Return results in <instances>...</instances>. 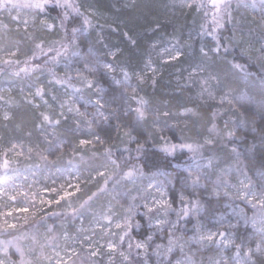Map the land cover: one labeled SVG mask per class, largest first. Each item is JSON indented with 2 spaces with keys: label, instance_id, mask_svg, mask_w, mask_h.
<instances>
[{
  "label": "snow or ice",
  "instance_id": "1",
  "mask_svg": "<svg viewBox=\"0 0 264 264\" xmlns=\"http://www.w3.org/2000/svg\"><path fill=\"white\" fill-rule=\"evenodd\" d=\"M163 8L200 17L198 54L173 34L134 60L92 3L0 0V264H264V0ZM185 61L174 108L147 94Z\"/></svg>",
  "mask_w": 264,
  "mask_h": 264
},
{
  "label": "trees",
  "instance_id": "2",
  "mask_svg": "<svg viewBox=\"0 0 264 264\" xmlns=\"http://www.w3.org/2000/svg\"><path fill=\"white\" fill-rule=\"evenodd\" d=\"M81 2L94 4L98 10L106 16L118 15L120 19L124 21L126 27L129 30L141 33L142 38L140 41V48L129 51L125 45V42H123L120 33L112 32L110 28L104 29V34L106 36L105 43L109 44L110 46L116 45L125 48L126 55H132L134 60L138 59L139 56L147 50V44L152 40L160 39L167 41L172 38L173 34L180 38L181 43H184V41H187L191 38L192 48L190 50L185 48L186 53L191 51L194 55H196L199 52V47L201 44V40L198 36L201 23L200 17L194 16L193 14H188L186 16H173L170 12H166L163 8V5L170 3V0H135L138 5L147 6V8L140 7L135 10H129L122 7L124 3H132L133 0H81ZM235 2L236 0H233L234 5ZM113 5L121 8V11L117 13L113 8ZM145 13H148V15ZM153 16L157 17L161 24L160 29L155 33L146 31V29L149 27H154V24L152 23ZM237 16H239V13H237ZM100 22L104 23V20L101 19ZM230 33L231 26L229 25L228 29L224 31L223 35L227 36L230 35ZM92 35L95 37V32H93ZM205 41L207 42L206 38ZM100 47L102 48L103 46L101 45ZM187 63L188 61H185L183 64H176L175 66L170 65L166 67L161 77L158 79L155 90L149 86L146 89L147 94L160 101L161 104L163 101H169L170 106L174 108L177 105V102L183 99V96H181V94L178 93L176 89V69L179 68L182 70L187 66ZM5 73L8 77L7 71ZM3 78L4 77L2 76L0 79V85H2L5 81ZM12 94L19 98V84L16 85ZM25 112L26 109L21 107L18 112V116H23ZM0 134L5 136L9 135L3 129H0ZM71 167L75 166L73 165ZM59 182L60 180H57V183ZM53 222L55 221H49V223Z\"/></svg>",
  "mask_w": 264,
  "mask_h": 264
},
{
  "label": "rangeland",
  "instance_id": "3",
  "mask_svg": "<svg viewBox=\"0 0 264 264\" xmlns=\"http://www.w3.org/2000/svg\"><path fill=\"white\" fill-rule=\"evenodd\" d=\"M3 79L5 80L4 83L2 85H0V89H7L10 84L11 81L8 79V77L6 76V73L3 75ZM2 78V76H0V79ZM23 175H28L29 176V182H31L32 179H34V177L31 176V174L27 171H24ZM23 177H21L22 179ZM37 179H39L40 184L43 185L45 183L44 178H43V174L38 175V177H35ZM20 181H17V183H19ZM47 183L50 185L51 184V180L47 181Z\"/></svg>",
  "mask_w": 264,
  "mask_h": 264
}]
</instances>
